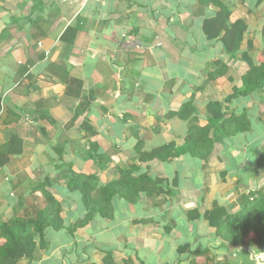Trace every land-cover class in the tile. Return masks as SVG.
Instances as JSON below:
<instances>
[{
  "label": "crops",
  "instance_id": "0c3cea01",
  "mask_svg": "<svg viewBox=\"0 0 264 264\" xmlns=\"http://www.w3.org/2000/svg\"><path fill=\"white\" fill-rule=\"evenodd\" d=\"M224 2L248 25L233 54L205 35L215 11L202 0H0V148L14 134L26 142L0 166V221L49 178L66 223L48 227V247L20 264H105L109 250L118 263H238L243 253L231 254L206 213L215 204L238 210L239 194L264 177V87L242 93L250 64L262 63L264 0ZM73 77L81 96L67 91ZM209 103L221 122L237 119L228 128L236 134L213 129L206 159L141 161L138 142L143 151L183 147L193 125L209 124ZM69 169L97 174L98 189L120 169L148 174L165 192L134 202L117 193L111 218L80 223L84 194L59 175Z\"/></svg>",
  "mask_w": 264,
  "mask_h": 264
},
{
  "label": "trees",
  "instance_id": "16d2710c",
  "mask_svg": "<svg viewBox=\"0 0 264 264\" xmlns=\"http://www.w3.org/2000/svg\"><path fill=\"white\" fill-rule=\"evenodd\" d=\"M202 1L206 5L212 6L215 11L214 16L206 18L204 21L205 35L212 40L220 38L228 53L233 54L239 51L248 30L247 22L244 19L232 20L233 12L224 0ZM260 60L262 63L259 65L250 64L249 70L244 74L242 93H250L264 87V50L260 54ZM67 91L81 96L83 80L76 77L71 78ZM209 109L211 113L209 124L204 127L193 125L183 147L177 148L172 144H165L149 151H143L139 147L141 142H138L137 150L140 152L141 161L150 162L155 159L166 161L182 153H190L201 159H206L217 139L216 135L210 137V132L213 129L215 132L221 131L222 134L225 133L228 136L236 134L240 129H228L237 119L221 122L225 114L221 112L218 104L209 103ZM190 112L191 109L187 110L185 116ZM233 117L235 118V116ZM25 146V140L14 134L8 140L6 149L0 148V166L3 167L10 161L11 155L23 153ZM106 159L107 156H99V164L102 168L106 166L104 165V162H107ZM119 173V180L110 182L100 189L97 186L99 183L97 174L78 172L73 169L59 174L65 175L70 190H80L84 194L88 212L86 219L81 220L80 223L96 214L111 218L114 214L112 199L117 193L134 202L141 193L160 195L165 192L159 186L161 180L157 179L156 182H152L148 174L137 177L133 175V172L125 169H120ZM44 180L43 183L36 184L29 192L16 216L0 221V264H20L23 258H32L39 246L48 247L49 241L46 235L48 227L59 230L66 226L63 217V203L47 188L49 178ZM38 191L40 194H37ZM236 203L239 207L236 211L215 204L206 213V218L213 227L217 228V235L224 245L233 247L248 244L257 249H264V186L257 190L244 189V192L237 197ZM76 228L77 225L69 227L70 231H75ZM180 250H184V247H180ZM208 251L205 250L202 253ZM103 262L105 264L133 263L131 259L118 263L114 259L112 250L105 252Z\"/></svg>",
  "mask_w": 264,
  "mask_h": 264
},
{
  "label": "water",
  "instance_id": "95a60500",
  "mask_svg": "<svg viewBox=\"0 0 264 264\" xmlns=\"http://www.w3.org/2000/svg\"><path fill=\"white\" fill-rule=\"evenodd\" d=\"M264 186V177L259 181H255L253 185L246 186L248 189L257 190ZM231 250V249H230ZM243 253L237 264H264V249H257L248 244L235 246L231 250V254L240 256ZM233 264V263H232Z\"/></svg>",
  "mask_w": 264,
  "mask_h": 264
},
{
  "label": "rangeland",
  "instance_id": "374dc122",
  "mask_svg": "<svg viewBox=\"0 0 264 264\" xmlns=\"http://www.w3.org/2000/svg\"><path fill=\"white\" fill-rule=\"evenodd\" d=\"M230 262H227L226 264H229ZM232 264V263H231Z\"/></svg>",
  "mask_w": 264,
  "mask_h": 264
}]
</instances>
